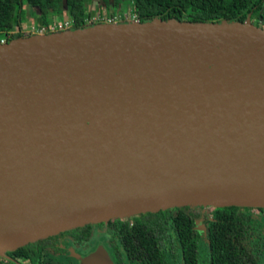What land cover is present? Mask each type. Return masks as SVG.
<instances>
[{"label": "water", "instance_id": "water-1", "mask_svg": "<svg viewBox=\"0 0 264 264\" xmlns=\"http://www.w3.org/2000/svg\"><path fill=\"white\" fill-rule=\"evenodd\" d=\"M187 206L264 209V29L154 18L0 43V256Z\"/></svg>", "mask_w": 264, "mask_h": 264}, {"label": "trees", "instance_id": "trees-1", "mask_svg": "<svg viewBox=\"0 0 264 264\" xmlns=\"http://www.w3.org/2000/svg\"><path fill=\"white\" fill-rule=\"evenodd\" d=\"M129 1L134 17L140 22L160 18L163 21L174 19L189 22L243 23L250 15L264 21V0ZM98 2L110 8L113 16L123 0ZM91 3V0H0V33L14 27L22 29L21 13L24 4L37 12L39 27H49L54 18L65 14L73 23L71 30L83 28L88 19L101 15L100 9L95 12L93 7L90 8ZM19 37L22 35L17 33L11 35L10 40ZM196 208L176 207L109 222L106 227L110 233L108 240L112 250L111 254L109 249L106 251L115 264H262L264 226L253 219L251 214L243 212L241 209L244 207H199L213 209L214 215L204 244L200 243L198 233L192 229L194 218L190 212ZM93 226L94 224H90L65 231L29 243L7 254L16 258L39 260L42 254H65L64 242L78 248H86ZM170 256L173 260L176 256L179 259L171 263L168 260Z\"/></svg>", "mask_w": 264, "mask_h": 264}, {"label": "rangeland", "instance_id": "rangeland-1", "mask_svg": "<svg viewBox=\"0 0 264 264\" xmlns=\"http://www.w3.org/2000/svg\"><path fill=\"white\" fill-rule=\"evenodd\" d=\"M91 4H89L90 8L93 7L94 11H98V9H100L101 15L98 16L96 15L95 18H91L88 19L86 21V26H91L97 23H102V22H96V21H101L103 20V22L105 20H110L111 19V23H106V24H114V23H126V22H133V21H137V19H134V15L132 12V4L130 3L129 0H123V2L121 3V6L118 7L115 12L114 15L111 16V10H109L110 8H106L104 5H101L98 0H91ZM36 11L27 7L25 4L23 5V10L21 13V24H22V29H19V34L22 35V37H29L32 35H40L37 33V31H33V29L35 28H39L38 24H37V19H36ZM94 17V16H93ZM67 19V16H65V14H63L61 17L58 18H54V22L51 23L50 25H53L55 23H57L58 21H64ZM53 20V18H52ZM51 20V21H52ZM250 20L252 22V24H256V27H260L262 29H264V21L258 19L257 16L254 15H250ZM32 26H34V28H32ZM71 30V29H69ZM15 35L17 34V31L14 32ZM43 35L48 34V33H42ZM14 35V34H13ZM1 39H5L4 35H0V40ZM7 40V38H6ZM10 40V39H8ZM208 208H205V211H208ZM204 209L200 210V212H203ZM258 217H261L260 219L264 220V211L260 212L258 214ZM89 249L88 250H82V249H76L75 251L77 253L80 254H85L88 251L93 250L97 245H102L104 247H108V236H104V235H100L97 231L93 233L89 243ZM72 248V246L67 245V249ZM262 264H264V258L261 261ZM42 264H79V262L77 261V258L74 257V255H72V253H68L66 254L64 257L59 258V259H55V258H50L47 256L43 257L42 260Z\"/></svg>", "mask_w": 264, "mask_h": 264}, {"label": "flooded vegetation", "instance_id": "flooded-vegetation-1", "mask_svg": "<svg viewBox=\"0 0 264 264\" xmlns=\"http://www.w3.org/2000/svg\"><path fill=\"white\" fill-rule=\"evenodd\" d=\"M197 207L196 210L190 212L194 218V226H193V230L195 232L198 233V237H199V240H200V243L201 244H204V242L206 241V237H207V234L211 228V224L213 222V219H214V215H213V209H209L208 211H205V208H199ZM204 209L203 212H200V210ZM243 212L245 213H249L252 215V218L255 219L256 221L258 222H261L264 226V220L260 219L261 217H258V214L260 212H263L264 209H261V208H242L241 209ZM109 222H116V219L115 220H111ZM107 222V223H109ZM107 223H101V224H94V226L92 227V231H91V236H90V239L93 235L94 232H98L100 235H106L108 236V239L110 237V233L107 231V227H106V224ZM129 226L131 227L132 225L129 224ZM263 235H264V232H263ZM89 239V241H90ZM89 241L86 243L87 247L86 248H78V247H75L73 246L72 244L68 243V242H64L63 245H64V249L66 250V253L61 255V256H53V255H49V254H42L41 255V258L38 260V258H33L35 260V262H33V259L32 260H29L27 257H14V256H10L8 255L7 253H10V252H7L5 253L4 255L0 256V264H42V260H43V257L44 256H47V257H50V258H55V259H59V258H62L64 257L66 254H70L72 253V255L74 254H78V255H81V256H85L89 253H91L92 251H94L99 245H97L93 250L91 251H88L87 253L85 254H80V253H77L75 250L77 249H82V250H88L89 249ZM34 243V242H33ZM67 245L69 246H72V248L70 249H67ZM102 246V245H101ZM104 247V246H103ZM105 250H108L110 251V254H111V244L108 240V247H104ZM119 249L121 250V244L119 245ZM110 256V255H109ZM75 257V256H74ZM111 261L114 263L113 259L110 258ZM125 259V258H124ZM174 258L172 256L169 257V261L172 263L173 261H177V256L175 258V260H173ZM78 261V259H77ZM79 262V261H78ZM176 264H183L182 262H178ZM202 264H206L205 262H202Z\"/></svg>", "mask_w": 264, "mask_h": 264}, {"label": "built area", "instance_id": "built-area-1", "mask_svg": "<svg viewBox=\"0 0 264 264\" xmlns=\"http://www.w3.org/2000/svg\"><path fill=\"white\" fill-rule=\"evenodd\" d=\"M93 18H95V17H93ZM134 19L136 20L135 17H134ZM96 22L111 23L112 21L110 19V20H105L104 22H103V20L96 21ZM32 28H34V26H32ZM72 28H73L72 21L66 19V20L61 21V22L58 21L57 23L50 25L49 27L35 28V29H33V31H37L38 34L43 35L42 33H54V32H59V31H66V30H69ZM15 31H17V33L19 32L17 27H14L12 30L1 32L0 35H4L5 39H1L0 43L4 44V43L8 42V39H10L11 35L15 34L14 33ZM6 38H7V40H6Z\"/></svg>", "mask_w": 264, "mask_h": 264}]
</instances>
